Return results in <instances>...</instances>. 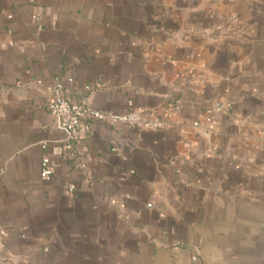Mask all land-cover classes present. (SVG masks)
<instances>
[{
	"label": "crops",
	"instance_id": "crops-1",
	"mask_svg": "<svg viewBox=\"0 0 264 264\" xmlns=\"http://www.w3.org/2000/svg\"><path fill=\"white\" fill-rule=\"evenodd\" d=\"M56 81L165 127L66 153ZM0 228V264H264V0H0Z\"/></svg>",
	"mask_w": 264,
	"mask_h": 264
},
{
	"label": "built area",
	"instance_id": "built-area-1",
	"mask_svg": "<svg viewBox=\"0 0 264 264\" xmlns=\"http://www.w3.org/2000/svg\"><path fill=\"white\" fill-rule=\"evenodd\" d=\"M41 84V82H38ZM47 111L56 118L60 128L68 134V142L64 146V151L68 153L74 148L81 138V134L87 135L92 127V122L103 123L108 126L124 125L135 130L145 128L162 129L165 123L147 119L144 113L138 109H131L123 114L99 111L86 103H73L65 96L63 85L56 81L51 89L50 96L45 103ZM194 126H198L195 124ZM54 174L48 157L42 161L41 178L43 181L51 180ZM75 186L69 187V192L73 193ZM0 234L6 235V231L0 228Z\"/></svg>",
	"mask_w": 264,
	"mask_h": 264
}]
</instances>
